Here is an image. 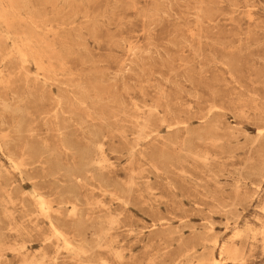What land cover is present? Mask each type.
<instances>
[{
    "label": "rangeland",
    "instance_id": "1",
    "mask_svg": "<svg viewBox=\"0 0 264 264\" xmlns=\"http://www.w3.org/2000/svg\"><path fill=\"white\" fill-rule=\"evenodd\" d=\"M0 75V264H264V0H0Z\"/></svg>",
    "mask_w": 264,
    "mask_h": 264
},
{
    "label": "bare ground",
    "instance_id": "2",
    "mask_svg": "<svg viewBox=\"0 0 264 264\" xmlns=\"http://www.w3.org/2000/svg\"><path fill=\"white\" fill-rule=\"evenodd\" d=\"M10 1H11V0H10ZM27 4H28V3H27ZM22 6H23V5H22ZM26 7H27V6H26ZM18 10H19V9H18ZM20 10L22 11V9H20ZM26 10H27V9H26ZM4 17H5V16H4ZM5 30H6V29H5ZM5 33H6V32H5ZM6 34H7V33H6ZM3 35H4V34H3ZM6 38H7V37H6ZM22 38H24V37H22ZM24 39H25V38H24ZM7 40H8V39H7ZM31 40H32V39H31ZM6 42H7V41H6ZM25 42H26V41H25ZM30 42H31V41H30ZM27 43H29V41H27ZM23 44H24V43H23ZM25 44H26V43H25ZM31 44H32V43H31ZM35 44H37V43H35ZM20 45H21V43H20ZM32 45H34V44H32ZM37 45H38V44H37ZM28 46H29V44H28ZM28 46H27V47H28ZM38 46H39V45H38ZM15 47H17V46H15ZM21 47H22V46H20V48H21ZM11 49H12V48H11ZM21 49L23 50L24 48L22 47ZM17 50L20 51L19 48L16 49V51H17ZM18 51H17V52H18ZM17 52H16V53H17ZM25 52H26V51H25ZM33 52H34V51H33ZM18 53H19V52H18ZM18 53H17V55H18ZM24 54H26V53H24ZM24 54H22V55H24ZM30 54H31V53H30ZM36 54H37V53H36ZM10 55H11V54H10ZM17 55H16V56H17ZM37 55H38V54H37ZM20 56H21V53H20ZM20 56H19V57H20ZM39 56H40V55H39ZM7 57H8V56H7ZM21 57L23 58V56H21ZM24 59L26 60V58H24ZM19 60H20V59H19ZM22 60H23V59H21V62H20L21 64H23ZM23 61H24V60H23ZM32 61H33V60H32ZM39 61H40V60H39ZM24 62H26V61H24ZM33 62H34V61H33ZM24 65H25V64H24ZM37 68H38V67H37ZM40 68H41V67L38 68V71H39ZM40 70H41V69H40ZM39 73H41V72H39ZM42 73H43V70H42ZM0 77H1V75H0ZM3 149H4V148H3ZM7 157H8V156H7ZM8 164H9V163H8ZM11 166H12V165H11ZM14 166H15V165H14ZM40 199H41V198H40ZM41 200H42V199H41ZM41 200H40L39 203H41ZM44 202H45V201H44ZM37 204H38V203H37ZM42 205L44 206V204H42ZM42 205L39 204V206H42ZM43 206H42V207H43ZM38 208H40V207H38ZM44 208H45V207H44ZM44 210H45V209H44ZM40 212H41V211H40ZM45 212H46V211H45ZM46 213H47V212H46ZM42 214H43V213H42ZM47 215H49V214H47ZM111 217H112V216H111ZM44 218H45V217H44ZM46 219H47V218H46ZM112 219H115V218L113 217ZM48 221H49V220H48ZM113 221H115V220H113ZM113 221H112V222H113ZM108 222H109V221H108ZM113 223L115 224V222H113ZM111 224H112V223H111ZM111 224H110V225H111ZM114 224H113V226H114ZM49 225H51V224H49ZM51 226H52V225H51ZM113 226H112V227H113ZM108 228H109V226H108ZM54 229H55V228H54ZM57 234H58V233H57ZM106 234H107V233H106ZM108 234H109V233H108ZM60 235H62V234H60ZM103 235H104V234H103ZM54 236H55V235H54ZM64 240H65V239H64ZM114 242H115V241H114ZM216 242H217V241H216ZM110 244H111V243H110ZM97 245H98V244H97ZM215 245H216V244H215ZM65 246H66V244H65ZM97 247H98V246H97ZM64 249H65V248H64ZM65 251H66V250H65ZM113 252H114V251H112V253H113ZM77 253H78V252H77ZM225 253H226V252H225ZM115 255H116V254H115ZM223 255H224V254H223ZM115 258H116V257H115ZM116 259H117V258H116ZM29 261H30V260H29ZM29 261H28V262H29ZM31 262H32V260H31ZM36 263H37V262H36ZM212 263H213V262H212ZM216 263H217V262H216ZM216 263H213V264H216ZM38 264H39V263H38ZM203 264H204V263H203ZM207 264H209V263H207Z\"/></svg>",
    "mask_w": 264,
    "mask_h": 264
}]
</instances>
